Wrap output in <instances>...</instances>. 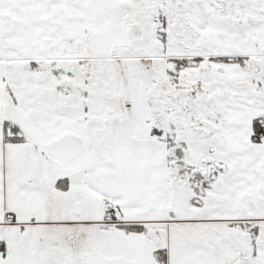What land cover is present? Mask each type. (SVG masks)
<instances>
[{
    "label": "snow or ice",
    "instance_id": "6c2138e0",
    "mask_svg": "<svg viewBox=\"0 0 264 264\" xmlns=\"http://www.w3.org/2000/svg\"><path fill=\"white\" fill-rule=\"evenodd\" d=\"M0 264H264V0H0Z\"/></svg>",
    "mask_w": 264,
    "mask_h": 264
}]
</instances>
